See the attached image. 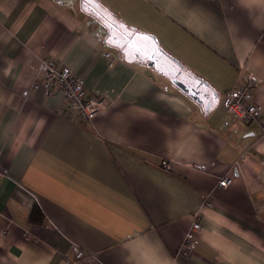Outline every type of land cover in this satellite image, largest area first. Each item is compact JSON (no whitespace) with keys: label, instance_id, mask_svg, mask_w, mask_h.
<instances>
[{"label":"crops","instance_id":"1","mask_svg":"<svg viewBox=\"0 0 264 264\" xmlns=\"http://www.w3.org/2000/svg\"><path fill=\"white\" fill-rule=\"evenodd\" d=\"M93 2L0 0V264H264L262 124L222 106L252 74L264 114V0ZM47 56L110 105L68 118Z\"/></svg>","mask_w":264,"mask_h":264},{"label":"built area","instance_id":"2","mask_svg":"<svg viewBox=\"0 0 264 264\" xmlns=\"http://www.w3.org/2000/svg\"><path fill=\"white\" fill-rule=\"evenodd\" d=\"M38 72L39 76L32 81L31 88L41 90L46 96H52L56 92L61 93L68 118L73 121H91L110 105L106 96L88 91L83 80L70 67L60 65L52 57L41 58ZM255 81L256 77L252 74L238 79L233 87L224 91L222 106L240 122L262 124L264 133L263 109L258 104L253 92ZM160 167L168 170L170 164L163 159L160 162ZM231 181V176H222L217 180V186L226 187ZM209 205V200L204 201V206ZM192 219L193 221L184 233L180 244V251L186 255L190 254L196 246L195 234L200 229L199 211L192 213Z\"/></svg>","mask_w":264,"mask_h":264},{"label":"trees","instance_id":"3","mask_svg":"<svg viewBox=\"0 0 264 264\" xmlns=\"http://www.w3.org/2000/svg\"><path fill=\"white\" fill-rule=\"evenodd\" d=\"M88 3H91L95 8L97 14H103L102 8L98 7L100 5L93 2V0H85ZM28 221L31 223H42L44 220V214L39 206L35 205L28 214Z\"/></svg>","mask_w":264,"mask_h":264},{"label":"water","instance_id":"4","mask_svg":"<svg viewBox=\"0 0 264 264\" xmlns=\"http://www.w3.org/2000/svg\"><path fill=\"white\" fill-rule=\"evenodd\" d=\"M175 82L181 89L188 91V89L186 87H184V85L181 82H178V81H175Z\"/></svg>","mask_w":264,"mask_h":264},{"label":"rangeland","instance_id":"5","mask_svg":"<svg viewBox=\"0 0 264 264\" xmlns=\"http://www.w3.org/2000/svg\"><path fill=\"white\" fill-rule=\"evenodd\" d=\"M145 45H150V43L149 42H146Z\"/></svg>","mask_w":264,"mask_h":264}]
</instances>
